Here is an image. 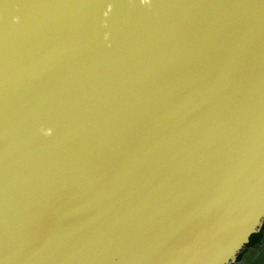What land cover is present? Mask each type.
Instances as JSON below:
<instances>
[{
  "label": "water",
  "instance_id": "1",
  "mask_svg": "<svg viewBox=\"0 0 264 264\" xmlns=\"http://www.w3.org/2000/svg\"><path fill=\"white\" fill-rule=\"evenodd\" d=\"M264 225V0H0V264H235Z\"/></svg>",
  "mask_w": 264,
  "mask_h": 264
},
{
  "label": "crops",
  "instance_id": "2",
  "mask_svg": "<svg viewBox=\"0 0 264 264\" xmlns=\"http://www.w3.org/2000/svg\"><path fill=\"white\" fill-rule=\"evenodd\" d=\"M235 264H264V240L258 246L250 248L242 260Z\"/></svg>",
  "mask_w": 264,
  "mask_h": 264
},
{
  "label": "trees",
  "instance_id": "3",
  "mask_svg": "<svg viewBox=\"0 0 264 264\" xmlns=\"http://www.w3.org/2000/svg\"><path fill=\"white\" fill-rule=\"evenodd\" d=\"M264 240V225L262 229L251 236L250 242L247 244L246 248L239 254L237 261H241L245 253L252 247H256L261 244Z\"/></svg>",
  "mask_w": 264,
  "mask_h": 264
}]
</instances>
